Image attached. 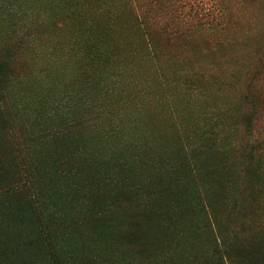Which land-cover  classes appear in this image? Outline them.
I'll use <instances>...</instances> for the list:
<instances>
[{
    "label": "trees",
    "instance_id": "16d2710c",
    "mask_svg": "<svg viewBox=\"0 0 264 264\" xmlns=\"http://www.w3.org/2000/svg\"><path fill=\"white\" fill-rule=\"evenodd\" d=\"M195 1L152 0L151 17L131 0H0V264H264V134L251 126L262 98L251 86L225 94L233 77L213 64L163 74L188 95L221 91L214 128L250 139L235 154L209 127L194 174L183 146L135 161L125 138L98 133L141 62L163 63L164 48L189 39Z\"/></svg>",
    "mask_w": 264,
    "mask_h": 264
},
{
    "label": "rangeland",
    "instance_id": "374dc122",
    "mask_svg": "<svg viewBox=\"0 0 264 264\" xmlns=\"http://www.w3.org/2000/svg\"><path fill=\"white\" fill-rule=\"evenodd\" d=\"M131 1L135 8L144 5L151 17L160 13L150 3L152 0ZM195 3L196 9L184 18L190 30L186 43L164 48L163 63L141 62L133 83L124 82L123 89L116 92V95L122 93L121 100L115 102V96L107 99L110 101H106L107 107L101 112L98 130L100 138L107 137L110 145L117 142L116 137L125 138L128 147L125 156L135 161H167V151L183 146L193 174L196 164L191 154H197L203 132L218 123L226 95L214 89L205 94L184 93L166 79L176 67L183 70L197 64L210 72L213 64L211 69L222 77H233L234 88L226 89L227 95H238L246 86H251L262 98L254 104L251 126L255 138L264 134V0H196ZM217 5L218 16L212 19L207 10H214ZM18 68L24 70L21 62ZM224 118L221 121L227 122ZM227 124L213 128L225 147L230 150L232 146L238 154L250 139L242 131L238 136L232 135L233 126ZM237 159L238 156L234 170ZM219 170L222 169L219 167ZM221 178L226 180V175ZM188 236L180 237L179 245H188L191 241Z\"/></svg>",
    "mask_w": 264,
    "mask_h": 264
}]
</instances>
